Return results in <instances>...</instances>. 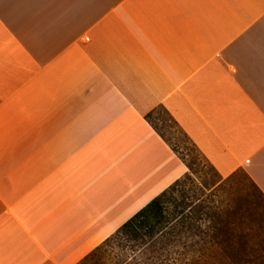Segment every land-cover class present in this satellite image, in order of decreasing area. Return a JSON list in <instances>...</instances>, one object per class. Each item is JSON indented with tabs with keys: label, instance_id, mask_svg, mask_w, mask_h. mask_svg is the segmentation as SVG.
Wrapping results in <instances>:
<instances>
[{
	"label": "crops",
	"instance_id": "crops-1",
	"mask_svg": "<svg viewBox=\"0 0 264 264\" xmlns=\"http://www.w3.org/2000/svg\"><path fill=\"white\" fill-rule=\"evenodd\" d=\"M160 109L264 197V0H0V264H80L180 180Z\"/></svg>",
	"mask_w": 264,
	"mask_h": 264
},
{
	"label": "rangeland",
	"instance_id": "rangeland-1",
	"mask_svg": "<svg viewBox=\"0 0 264 264\" xmlns=\"http://www.w3.org/2000/svg\"><path fill=\"white\" fill-rule=\"evenodd\" d=\"M148 119L186 165L164 202L167 213H182L184 227L154 252L150 242L114 234L80 264H264V197L242 171L221 179L163 110Z\"/></svg>",
	"mask_w": 264,
	"mask_h": 264
},
{
	"label": "trees",
	"instance_id": "trees-1",
	"mask_svg": "<svg viewBox=\"0 0 264 264\" xmlns=\"http://www.w3.org/2000/svg\"><path fill=\"white\" fill-rule=\"evenodd\" d=\"M166 199L167 190L133 215L115 234L122 232L129 236V239L141 245L150 242L148 248L152 249V252L155 251L157 242H159L161 238L168 237V242H171V238L175 235L179 223H182L183 228L185 222L181 221L182 213H176L175 216L174 213L172 215L167 213L164 208Z\"/></svg>",
	"mask_w": 264,
	"mask_h": 264
},
{
	"label": "built area",
	"instance_id": "built-area-1",
	"mask_svg": "<svg viewBox=\"0 0 264 264\" xmlns=\"http://www.w3.org/2000/svg\"><path fill=\"white\" fill-rule=\"evenodd\" d=\"M86 40H88V39H86Z\"/></svg>",
	"mask_w": 264,
	"mask_h": 264
}]
</instances>
